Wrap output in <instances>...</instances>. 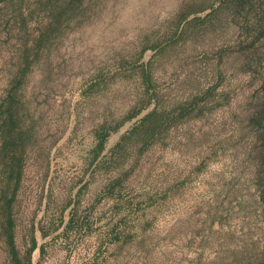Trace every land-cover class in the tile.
Returning a JSON list of instances; mask_svg holds the SVG:
<instances>
[{"label": "rangeland", "instance_id": "obj_1", "mask_svg": "<svg viewBox=\"0 0 264 264\" xmlns=\"http://www.w3.org/2000/svg\"><path fill=\"white\" fill-rule=\"evenodd\" d=\"M10 150L22 264H264V0H0V264Z\"/></svg>", "mask_w": 264, "mask_h": 264}, {"label": "trees", "instance_id": "obj_2", "mask_svg": "<svg viewBox=\"0 0 264 264\" xmlns=\"http://www.w3.org/2000/svg\"><path fill=\"white\" fill-rule=\"evenodd\" d=\"M70 1L73 4L74 3L78 4L81 0H70ZM191 14H192L191 11L186 12L182 16L180 22L181 23L184 22ZM194 102L192 104H190L189 106L184 105V107H182L180 109L179 108L176 109L174 111V115H175L174 121H181L184 118H186V116H188V112L192 111V108L194 107ZM141 112H142V110L135 113L134 117H137L139 114H141ZM134 117H132V118H134ZM10 120L7 121V124H8L9 130H10L9 134L12 137L9 139L10 141L8 142L7 147L12 150V149L16 148V144H18L19 141H17V139L14 138L15 135L12 134V131L16 130L15 121L13 119H10ZM164 120H165V117L163 115H158L155 113H148L142 119H140L139 126H137V128H135V129H132V132H131L132 136L129 138L122 137L120 139V141L115 145L114 150H119L123 146V144L129 143L131 141V139L134 138V136L141 135L143 137V139L141 140V143H142L141 151H143L144 149H146L150 146V144L153 141L155 131L158 128H160L161 124H164ZM107 134H108L107 131L102 132V135L100 137L101 144H103L104 141L107 139V137H108ZM11 150H10V152L6 153V158H9V162L11 163V166H12L10 172L8 173V176H9L8 179L10 181H12V180L14 181V187L10 192V196L6 195V197L4 199L5 200L4 205H5V208L7 210V223H6L5 234H6L8 241H9L8 242L9 246L12 249V254L14 255L13 256V263L14 264H22V262L19 259H17L16 253L14 251V244L12 241L13 224H12V221H11L10 216H9V209L11 208V205L14 202V195H15V192L17 190V187H18V184L20 181V175H21L20 169H21V162L22 161H21L20 157L16 158ZM116 239L120 240V237H117ZM33 250H34V246L31 247L30 253H32Z\"/></svg>", "mask_w": 264, "mask_h": 264}]
</instances>
